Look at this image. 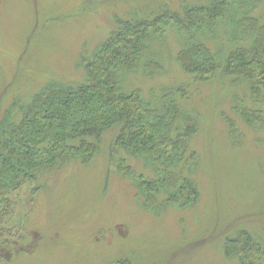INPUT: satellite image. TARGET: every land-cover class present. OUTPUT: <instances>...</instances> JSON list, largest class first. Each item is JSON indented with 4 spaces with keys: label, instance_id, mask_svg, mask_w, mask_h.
Masks as SVG:
<instances>
[{
    "label": "rangeland",
    "instance_id": "374dc122",
    "mask_svg": "<svg viewBox=\"0 0 264 264\" xmlns=\"http://www.w3.org/2000/svg\"><path fill=\"white\" fill-rule=\"evenodd\" d=\"M209 1L0 0V124L15 101L28 103L49 85L83 82L84 67L115 29L123 30L120 21L152 24ZM227 2L224 18L192 35L171 22L163 26L165 18L156 22L142 66L120 76L126 92L140 90L155 107L162 108L166 91L183 87L175 99L198 124L182 162L189 159L195 199L174 200L158 183L177 173L179 157H130L114 145V129L90 163L43 173L3 197L9 202L0 204V264H241L227 254L228 243L242 238L264 248V101L251 93L249 79L220 69L196 81L178 60L193 43L206 45L221 65L251 46L235 26L242 15L264 24V0ZM154 181L159 185H147Z\"/></svg>",
    "mask_w": 264,
    "mask_h": 264
},
{
    "label": "trees",
    "instance_id": "16d2710c",
    "mask_svg": "<svg viewBox=\"0 0 264 264\" xmlns=\"http://www.w3.org/2000/svg\"><path fill=\"white\" fill-rule=\"evenodd\" d=\"M219 1L215 4L210 0L209 7L192 6L182 14L168 12L152 24L120 21L123 30L115 29L94 60L84 67L83 82L76 86L49 85L28 103L15 101L0 124V204L8 205L9 201L3 197L38 183L43 173L62 169L72 162L90 163L114 129L118 130L114 145L130 157L149 156L154 162L174 161L170 155L179 157L177 162L181 166L177 173L166 175L163 181H154L155 185L154 182L147 185H167L171 197L177 201L187 203L188 199H195L197 189L186 178L189 159L183 165L182 162L198 124L175 99L178 94L184 96L183 87L166 91L161 98L164 100L162 108L155 107L154 101L143 97L140 90L126 92L120 76L124 70L134 71L142 66L150 43L159 32L156 22L165 18L163 26L171 22L192 35L197 29L216 25L228 13L231 5L227 0ZM237 29L243 31V37L253 41L251 46L237 49L226 64H219L215 55L201 43H193L180 52L178 60L183 70L196 81L207 74L214 77L220 69L237 80L249 79L251 93L262 102L264 24L242 15L235 26V31ZM162 31L166 32L164 27ZM155 65L149 63L147 68ZM156 66L159 69V65ZM241 239L226 245L227 254L243 258L241 264H264L263 246L257 242L244 243ZM241 244H245V249Z\"/></svg>",
    "mask_w": 264,
    "mask_h": 264
}]
</instances>
